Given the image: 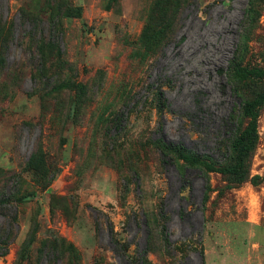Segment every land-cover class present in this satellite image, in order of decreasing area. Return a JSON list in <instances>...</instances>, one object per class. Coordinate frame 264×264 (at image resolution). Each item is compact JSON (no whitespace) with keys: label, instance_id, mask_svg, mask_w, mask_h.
Masks as SVG:
<instances>
[{"label":"rangeland","instance_id":"1","mask_svg":"<svg viewBox=\"0 0 264 264\" xmlns=\"http://www.w3.org/2000/svg\"><path fill=\"white\" fill-rule=\"evenodd\" d=\"M67 1L80 10L58 18L62 56L46 50L43 75L0 71V185L11 177L4 187L13 189L19 175L14 196L36 193L0 207V232L16 231L0 264H130L113 238L133 256L147 246L149 264H264V103L241 182L172 150L233 163L223 121L241 130L242 105L264 82L238 81L230 70L236 55L264 50V4L254 12L247 0L55 6ZM19 10L51 11L48 0H0L15 37L32 29ZM21 57L13 43L8 63ZM56 84L63 87L51 90ZM117 114L122 128L113 122L108 131ZM163 140L172 147H156ZM45 169L59 170L37 189Z\"/></svg>","mask_w":264,"mask_h":264},{"label":"trees","instance_id":"2","mask_svg":"<svg viewBox=\"0 0 264 264\" xmlns=\"http://www.w3.org/2000/svg\"><path fill=\"white\" fill-rule=\"evenodd\" d=\"M256 1L264 4V0H247V4L249 5L251 12H254ZM48 7L51 10L48 16L45 14H34L30 11L27 12L19 10V13H21L26 23L32 25V29L24 35L18 37H15L14 35L13 23H9L8 18L4 17L3 14L0 13V71L4 70L5 72H11L14 75H22L23 72L20 70V67H27L32 68L37 75H43L44 63L47 58V53H45V51L53 49L57 58L62 56L63 51L58 40V38L61 37V32L57 29V25L59 24L58 18L59 16H75L79 14L80 8L73 6L68 1L62 7L59 6L57 8V6H55V0H48ZM253 14L255 13H252L251 20L256 17ZM44 23H47L48 25V34L44 32ZM13 43L20 47L22 57L14 63L9 64L7 55L9 48ZM230 72L231 76L238 81L248 80L254 82L255 84L263 83L264 50H254L250 53L247 60H245L241 55H236V57L232 60ZM62 87L63 85L61 84L52 85L51 90H59ZM154 90V99L157 101V106L158 108L163 109L166 106V99L161 85L155 87ZM262 103H264V88L261 93L258 94L256 99L247 101L242 105V114L247 119V122L241 130L236 128V125L231 117L227 116L223 121L224 126L227 127V130L230 133L229 136H231L229 138V148L233 153V163H216L195 154L185 153L180 146L172 148V150L177 152L178 156L181 157L188 165L201 164L206 172L217 171L233 178V181L235 182H241L243 180L242 174L244 172L245 164L258 140L257 123L259 109ZM119 116L120 115L117 114L114 119H110L107 126H105L108 131H110L113 127V122L116 124L114 127L116 126V128L119 129L122 128L120 125L122 124L121 122L124 121V116L123 114H121L120 118ZM162 142L163 144H161V146L159 145L160 143H157L156 147H172L169 146V143L165 142V140ZM137 144L139 147H146L149 146V144H154V141L139 140ZM36 154L45 157L44 152H36ZM45 170L46 171H44L43 175L44 177L36 182L37 189H48L59 169H55L53 172L50 171V169ZM50 172L51 174L48 175ZM10 178L4 179V182H2L4 186ZM13 178V189L7 190L6 187L0 185V207L2 205L14 204V202L22 201L26 198L35 196L36 194L35 191H31L30 193H24L15 197V192L19 191L18 185L21 178L19 175L14 176ZM256 178V176L252 177V182H255ZM7 223L10 226V229L18 225L16 216H8ZM15 236L16 231L8 230L5 233L0 232V248L2 249L0 255H4L7 252V247L10 242L13 241ZM113 243L116 246V249L114 250L118 253V255H120L123 259H126L130 264H149L146 257L148 253L147 246L139 252L136 251V254L133 256L128 253V247L130 245L126 242H120L118 238H113Z\"/></svg>","mask_w":264,"mask_h":264}]
</instances>
